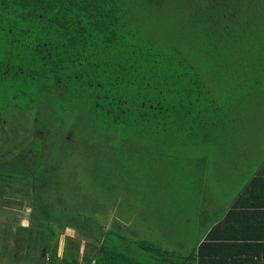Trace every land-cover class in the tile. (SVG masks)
Here are the masks:
<instances>
[{
    "label": "trees",
    "instance_id": "trees-1",
    "mask_svg": "<svg viewBox=\"0 0 264 264\" xmlns=\"http://www.w3.org/2000/svg\"><path fill=\"white\" fill-rule=\"evenodd\" d=\"M263 89L264 0H0L2 128L13 109L33 112L35 119L45 116L51 126L76 111L119 145L145 141L165 154L186 152L201 171L192 173L199 182L205 166L224 156L233 131L247 122L246 108L263 97ZM27 143L12 145L8 159L29 178L38 158L32 148L33 160L27 161ZM4 156L0 168L7 167ZM238 161L235 171L241 174L247 159ZM2 178L1 186L8 187H0V194L10 197L15 193L11 179ZM207 182L206 177V196L214 191ZM222 196L232 199L227 192ZM32 207L33 218L44 214L37 204ZM211 211L198 222L208 217L210 227L216 216ZM35 222L41 226L35 235L41 230L46 235L35 248L40 264H80V244L71 236L59 249L58 237L66 229L93 240L85 264H179L172 257L178 251L129 240L117 233L118 223L108 229L67 219L56 234L50 221ZM197 224L195 249L182 264L210 262L204 250L208 235L199 243L207 229ZM93 229L102 236L90 237ZM17 231L16 255L28 228ZM136 249L147 262L133 254Z\"/></svg>",
    "mask_w": 264,
    "mask_h": 264
},
{
    "label": "rangeland",
    "instance_id": "rangeland-1",
    "mask_svg": "<svg viewBox=\"0 0 264 264\" xmlns=\"http://www.w3.org/2000/svg\"><path fill=\"white\" fill-rule=\"evenodd\" d=\"M262 93V98H255L246 108L247 122L243 123V128L233 131L232 142L225 146L224 156L205 166L204 177H199V182L192 173L196 170V176L201 171L186 152L165 154L161 148H153L145 141H126L119 145L109 134L94 129L92 122L80 118L76 111L57 122L52 121L51 126L45 116L44 120L35 119L33 112L22 115L13 109L8 117H3L5 127H0V163L5 162L4 155L7 156V167L0 168V177L11 179L15 190L10 197L0 194V264H40L35 248L46 235L43 230L35 235L41 228L35 221H50L54 233L58 234L65 220L78 223L81 218L104 228L116 227L118 223L121 229L117 233L123 237L146 240L170 252L176 250L179 254L172 257L182 264L185 254L195 249L200 234L198 218L211 214L216 199L222 197L223 192L233 197L241 187L248 168L236 174L235 162L240 159L243 163L245 153L255 159L251 160L254 164L264 156V89ZM34 136L43 143L42 150ZM26 143V150L31 151L27 161L33 160L32 148L38 158L29 178L22 177L19 169H13L8 159L13 156L9 151L13 150L12 145L18 147ZM214 176L219 183L214 184L210 179ZM206 177L211 191L214 188L207 196L202 187H207ZM1 184L0 187H8ZM36 204L44 209L38 219L31 216L32 206ZM46 208H51L55 215H47ZM17 227L28 228V233H24L27 237L18 243V256L13 250ZM66 235L80 244L79 263L85 264L84 254L93 252L90 246L93 240L87 241L73 229H66L58 237L60 250ZM89 236L102 235L93 229ZM133 254L148 261L147 255L138 249Z\"/></svg>",
    "mask_w": 264,
    "mask_h": 264
},
{
    "label": "crops",
    "instance_id": "crops-1",
    "mask_svg": "<svg viewBox=\"0 0 264 264\" xmlns=\"http://www.w3.org/2000/svg\"><path fill=\"white\" fill-rule=\"evenodd\" d=\"M244 158L250 161L244 164L248 172L231 201L216 199L210 227L208 217L198 222L207 229L199 243L208 235L209 264H264V156L255 164L252 157Z\"/></svg>",
    "mask_w": 264,
    "mask_h": 264
}]
</instances>
